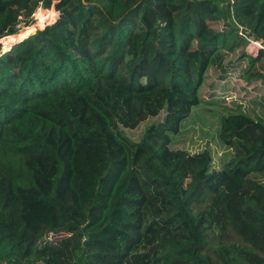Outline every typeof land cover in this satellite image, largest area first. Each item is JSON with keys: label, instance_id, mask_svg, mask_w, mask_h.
<instances>
[{"label": "trees", "instance_id": "1", "mask_svg": "<svg viewBox=\"0 0 264 264\" xmlns=\"http://www.w3.org/2000/svg\"><path fill=\"white\" fill-rule=\"evenodd\" d=\"M38 9L59 16L31 34ZM248 35L264 41V0H0V264H264V50ZM236 52L260 104L226 106L232 157L214 170L170 144Z\"/></svg>", "mask_w": 264, "mask_h": 264}, {"label": "rangeland", "instance_id": "2", "mask_svg": "<svg viewBox=\"0 0 264 264\" xmlns=\"http://www.w3.org/2000/svg\"><path fill=\"white\" fill-rule=\"evenodd\" d=\"M37 11L35 13L36 19L34 14V24L32 25L34 31L31 34L36 30L43 29L47 24L54 23L59 16L58 12L55 13L53 9H41L38 13ZM26 28L21 27L18 34L28 31ZM0 44L2 45V52L8 51L3 42H0ZM238 57L239 52H236L228 54L224 58L223 65H227L226 71L228 70L224 78H220L219 71L214 72L212 70L210 72L200 90L202 102L194 107L188 118L180 124V131L177 135L172 136L170 144L172 150H185L189 153H197L204 149L209 150L212 157L211 167L214 170L221 169L232 157V152L218 140L220 120L222 117L231 114V110H227L226 106L229 109H234L237 103H242L246 107L254 106V103L260 104L259 98L256 102H253L251 98L255 93L261 91L253 90L250 87L245 88L244 83L238 78L242 70V63L236 69L239 61ZM257 111L260 113V110ZM163 116L164 113L162 112L157 118H150L141 123L135 130L122 129V133L128 139L137 143L142 138L145 128L151 123L163 119Z\"/></svg>", "mask_w": 264, "mask_h": 264}, {"label": "built area", "instance_id": "3", "mask_svg": "<svg viewBox=\"0 0 264 264\" xmlns=\"http://www.w3.org/2000/svg\"><path fill=\"white\" fill-rule=\"evenodd\" d=\"M242 32L240 31V35ZM246 47L245 50L251 56H256L260 50H264V41L258 40L255 37L248 35L245 37Z\"/></svg>", "mask_w": 264, "mask_h": 264}, {"label": "bare ground", "instance_id": "4", "mask_svg": "<svg viewBox=\"0 0 264 264\" xmlns=\"http://www.w3.org/2000/svg\"><path fill=\"white\" fill-rule=\"evenodd\" d=\"M39 10H41V9H39ZM39 10H38V11H39ZM38 11H37V13H38ZM35 19H36V14H35ZM32 27H33V26H32ZM14 38H15V37L8 39V42L11 41V40H13ZM8 42H7V43H8Z\"/></svg>", "mask_w": 264, "mask_h": 264}, {"label": "water", "instance_id": "5", "mask_svg": "<svg viewBox=\"0 0 264 264\" xmlns=\"http://www.w3.org/2000/svg\"><path fill=\"white\" fill-rule=\"evenodd\" d=\"M0 47H2V45L0 44Z\"/></svg>", "mask_w": 264, "mask_h": 264}]
</instances>
